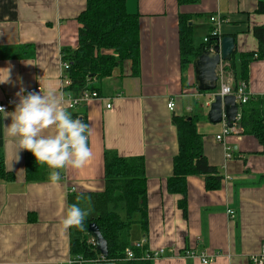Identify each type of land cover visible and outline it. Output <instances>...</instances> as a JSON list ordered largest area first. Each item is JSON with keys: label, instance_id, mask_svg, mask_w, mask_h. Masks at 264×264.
I'll return each mask as SVG.
<instances>
[{"label": "crops", "instance_id": "crops-1", "mask_svg": "<svg viewBox=\"0 0 264 264\" xmlns=\"http://www.w3.org/2000/svg\"><path fill=\"white\" fill-rule=\"evenodd\" d=\"M259 3L264 0H198L188 5L177 0H126V11L136 14L139 22L138 75L125 61L101 82L100 99L85 108L92 156L79 170H60V183L26 182L23 151L15 160L13 142L3 134L2 125L10 119L0 120V161L13 176L0 180V264H60L69 259L68 230L60 223L67 195L103 191L105 150L144 159L147 234L136 216L131 227H137L135 241L128 242L131 247L144 242L146 252L162 250L152 264H203V256L211 257V264H251L250 258L264 246V155L257 140L242 133L216 141L223 125L210 124L206 116L215 92L197 90L193 63L181 70L179 17L190 18L188 30L197 41L212 30L209 18L218 19V35L235 41L234 67L223 75L238 83L240 56L257 50L252 29L264 25V13L256 12ZM85 4L86 0H0V68L10 69L11 80L0 84V101L14 100L8 112L21 89L40 86L42 93L62 95L60 52L77 48V18ZM226 66L221 63L217 72ZM246 83L252 96L264 95V56L248 65ZM168 102H174L173 111ZM193 108L202 113L197 131L203 155L222 180L219 189L208 191L202 177H187L183 214L178 208L182 197L166 189L178 152L171 119ZM186 252L195 256L187 258Z\"/></svg>", "mask_w": 264, "mask_h": 264}, {"label": "trees", "instance_id": "trees-1", "mask_svg": "<svg viewBox=\"0 0 264 264\" xmlns=\"http://www.w3.org/2000/svg\"><path fill=\"white\" fill-rule=\"evenodd\" d=\"M179 5L196 4L198 0H177ZM257 13H264V3H259ZM188 16L179 17L180 65L181 70L192 64L204 49L215 45L216 39L209 38L207 43L197 41L189 33ZM77 48L62 49L60 58L68 65L65 74L70 85L65 94L77 98L85 91L100 94L101 82L110 77L113 70L125 61L131 62L132 74L139 70V22L136 14L126 11V0H86L85 8L77 18ZM252 36L257 41L255 52L240 56L241 81H246L248 65L253 59L264 56V25L254 27ZM233 69V56L225 62ZM217 91V90H216ZM215 92V91H214ZM85 105L71 110L74 118L87 124ZM182 116L172 115L176 129L178 152L173 159L172 175L167 179L169 194L180 195L178 208L185 213L186 179L199 176L205 181L208 191L219 189L222 176L210 166L202 151V136L197 131V123L202 113L194 109ZM69 111V110H68ZM239 126L242 134L254 137L264 155V95L253 96L240 106ZM25 180L28 183H43L49 180V169L36 165L31 153L23 151ZM104 189L97 193H72L67 195L66 204H78L90 208L80 229H68L69 258L81 264H152L141 260L146 247L134 249V260L125 259V251L131 248L128 237L136 216L143 234H147L146 177L143 157L123 158L114 151L103 153ZM12 174L5 171L0 161V180L10 181ZM95 223L107 243V257L102 258L96 250L87 226Z\"/></svg>", "mask_w": 264, "mask_h": 264}, {"label": "clouds", "instance_id": "clouds-1", "mask_svg": "<svg viewBox=\"0 0 264 264\" xmlns=\"http://www.w3.org/2000/svg\"><path fill=\"white\" fill-rule=\"evenodd\" d=\"M10 82V69L0 68V84ZM16 96L18 101L11 112L0 106V120L10 119L2 129L13 142L15 160L21 151L31 153L36 165L50 170L49 180L53 184L62 181L60 170L84 167L92 156L88 125L63 107L62 95L42 93L39 89L24 94L21 89ZM90 211L78 204L68 205L60 222L62 230L80 229Z\"/></svg>", "mask_w": 264, "mask_h": 264}, {"label": "built area", "instance_id": "built-area-1", "mask_svg": "<svg viewBox=\"0 0 264 264\" xmlns=\"http://www.w3.org/2000/svg\"><path fill=\"white\" fill-rule=\"evenodd\" d=\"M209 22L213 25L212 30L208 34L207 37L204 38L203 42L207 43L209 38H219L220 36L218 35V25L220 22L216 17H210ZM214 46V45H213ZM213 46L208 48V50L212 51ZM68 65L66 63L61 64V75H60V92L64 96V106L67 110L71 111L77 108L78 106L85 105L92 101V100H98L100 99V94H97L96 92H88L85 91L83 94L79 95L77 98L71 97V95L65 94L64 90L70 85V81L67 78L65 71L67 70ZM218 71V69H217ZM223 69H220L219 73L217 72L218 76V81H217V88L215 90L214 97L216 95H219L221 97L224 96H234L236 105L238 107V113L236 117V121L232 124L231 128H227L224 122V118L222 119V125L223 129L221 133L216 136V141L220 142L222 140V136H226L228 134H237V133H242V130L239 126V120H240V106L246 104L251 97H253L248 91H247V83L246 81H240L238 83H233L231 80H229L227 77H224L223 75ZM40 90L42 92V88L40 86H35L32 88L27 89L24 94H27V92H35L37 90ZM14 104V100L11 97H6L4 100L0 101V106H3L6 111H8L11 106ZM106 108H110V105H106ZM167 108L170 111H173L175 108L174 102H168ZM228 216L233 217L234 212L233 211H227ZM144 245V242H139L135 244L133 247L126 249L125 251V259L126 260H134V249L141 250ZM163 251L160 250L157 253H151V252H145L141 256V260H147V261H152L154 258L160 257L163 255ZM185 256L187 258H191L195 256L192 252H186ZM202 258V263L203 264H211L213 262V259L207 258L205 256L201 257ZM81 264V262L77 259H68L67 261L60 263V264ZM250 263L251 264H264V246L262 247L261 252L256 255L252 256L250 258Z\"/></svg>", "mask_w": 264, "mask_h": 264}, {"label": "water", "instance_id": "water-1", "mask_svg": "<svg viewBox=\"0 0 264 264\" xmlns=\"http://www.w3.org/2000/svg\"><path fill=\"white\" fill-rule=\"evenodd\" d=\"M235 41L232 37L224 36L216 39L213 50H202L195 58L193 65L195 70L196 87L200 92H213L217 87V69L223 62L231 60L234 54ZM238 107L234 96L221 97L216 95L209 106L206 114L207 121L212 125H218L224 122L227 128H231L236 121ZM87 233L91 236L96 250L102 258L107 257V243L102 237L95 223L87 226ZM94 264H112V263H94Z\"/></svg>", "mask_w": 264, "mask_h": 264}, {"label": "rangeland", "instance_id": "rangeland-1", "mask_svg": "<svg viewBox=\"0 0 264 264\" xmlns=\"http://www.w3.org/2000/svg\"><path fill=\"white\" fill-rule=\"evenodd\" d=\"M132 229H133V230H131V232H132L131 234H132V235L130 234L132 237L129 236L128 241L130 240L131 242H134L135 240H134V237H133V236H136L137 227H134V228H132Z\"/></svg>", "mask_w": 264, "mask_h": 264}]
</instances>
